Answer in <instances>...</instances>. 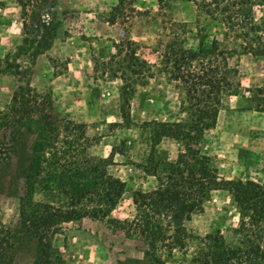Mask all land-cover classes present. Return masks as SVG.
I'll return each instance as SVG.
<instances>
[{
  "label": "trees",
  "instance_id": "obj_1",
  "mask_svg": "<svg viewBox=\"0 0 264 264\" xmlns=\"http://www.w3.org/2000/svg\"><path fill=\"white\" fill-rule=\"evenodd\" d=\"M15 1L21 8L24 35L12 60L7 58L1 69L18 76L19 83L6 109L0 110V172L6 174L13 160H21L25 193L20 196L18 228L0 220V264H20L17 241L24 237L36 242L32 264H65L52 235L66 221L110 214L125 192L126 181L109 171L114 152L106 158L90 154L93 142L87 124L62 116L52 89L39 92L31 84L30 64L59 36L61 20L53 12L50 18L41 12L45 4L54 7L57 0ZM123 3L119 0L115 8L119 10ZM196 5L212 19L214 33L200 32L195 46L181 40L167 45L164 62L172 79L180 81L186 91L190 115L185 121L141 123L152 141L144 170L158 179V185L133 192L134 223L148 246L146 254L158 264L164 263L157 256L160 250L172 255L192 243L196 248L189 264H264V182L222 178L211 156L196 147L205 132L215 127L223 95L237 94V69L230 65V58L250 54L262 60L264 72V0H198ZM34 10L38 18L29 21ZM121 44L131 49L123 58L120 92L122 116L130 126L136 84L140 80L145 84L153 71L152 65L138 57L133 41ZM22 57L24 64L18 61ZM253 92V108L264 111V84ZM30 134H36L31 143ZM164 137L181 143L175 161L156 153ZM6 177H0V188ZM219 188L230 191L239 213L234 241H228L219 228L202 236L186 224L194 213L204 210V202ZM39 190L51 192L59 203L35 201L33 194Z\"/></svg>",
  "mask_w": 264,
  "mask_h": 264
},
{
  "label": "rangeland",
  "instance_id": "obj_2",
  "mask_svg": "<svg viewBox=\"0 0 264 264\" xmlns=\"http://www.w3.org/2000/svg\"><path fill=\"white\" fill-rule=\"evenodd\" d=\"M0 1V110H4L19 80L1 69L7 58L12 60L11 54L24 33L20 6L15 0ZM197 1L124 0L118 10L115 6L119 0H57L54 7L47 3L46 10H41L48 18L55 13L62 25L52 46L30 64L31 84L39 92L52 89L56 110L87 124L93 142L90 154L106 158L114 152L109 171L126 181L125 192L110 214L66 221L60 232L52 235L65 264H158L146 254L148 246L134 223L133 192L149 191L158 185V179L144 170L152 141L141 123L189 118L186 91L170 76L164 53L171 41L195 46L200 32L214 33L212 19L199 10ZM36 12L30 13L29 21L38 18ZM128 40L133 41L138 57L152 65L153 71L145 84L143 80L136 84L130 101V126L122 116L120 95L126 65L123 58L131 51L121 43ZM23 58L18 60L22 64ZM229 63L237 69V94L223 95L215 127L205 132L196 147L211 156L222 178L264 182V111L253 108L252 101L254 89L264 84L263 62L239 53ZM35 137L30 134V143ZM180 148V141L164 137L156 153L159 158L175 161ZM6 175V184L0 188V220L18 228L20 196L25 193L21 160H13L6 174L0 172V177ZM50 193L36 191L33 199L59 203ZM238 220L230 191L219 188L204 202V210L194 213L186 224L202 236L219 228L228 241H234L233 227ZM17 244L18 262L32 264L36 242L24 237ZM195 248L192 243L188 249L174 250L172 255L162 249L157 256L164 259L162 264H189Z\"/></svg>",
  "mask_w": 264,
  "mask_h": 264
}]
</instances>
